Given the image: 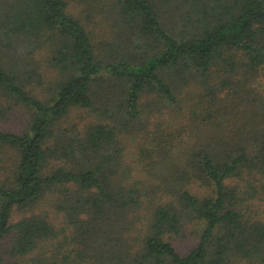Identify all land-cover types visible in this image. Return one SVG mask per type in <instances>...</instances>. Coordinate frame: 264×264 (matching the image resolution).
Returning <instances> with one entry per match:
<instances>
[{"label":"trees","instance_id":"trees-1","mask_svg":"<svg viewBox=\"0 0 264 264\" xmlns=\"http://www.w3.org/2000/svg\"><path fill=\"white\" fill-rule=\"evenodd\" d=\"M263 206L264 0H0V264H264Z\"/></svg>","mask_w":264,"mask_h":264},{"label":"rangeland","instance_id":"rangeland-1","mask_svg":"<svg viewBox=\"0 0 264 264\" xmlns=\"http://www.w3.org/2000/svg\"><path fill=\"white\" fill-rule=\"evenodd\" d=\"M100 2H101V4H104L105 0H100ZM95 17H97V18L101 17L102 18V15L97 14V15H95ZM103 25H104V23H101V25L98 26L96 29L97 31H100L101 34L103 33L102 32ZM24 116H25V113H23V112L19 113V111H18L16 113H14V117L16 118L15 121H17V122L18 121L21 122V119ZM164 117L166 118V116H164ZM89 118H91V115L90 114L88 115L87 112L77 111V112L72 113L68 120L70 122L71 120L74 119V120H77L79 124H82L83 122H85ZM144 123L147 124L149 128H152L151 122H144ZM142 132H143V130H142ZM143 133H141L139 136L135 137L134 139H130L128 137L127 139L124 140L125 151L128 153V156H135L136 154H138L136 149H137V146L143 142V140H142L143 139L142 137H144ZM260 214L262 215V217H264V206L261 208ZM58 223H60V217L56 216V224H58Z\"/></svg>","mask_w":264,"mask_h":264}]
</instances>
